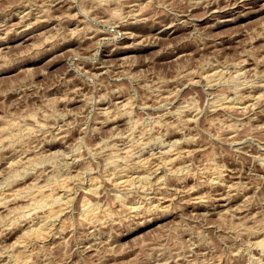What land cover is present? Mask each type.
I'll use <instances>...</instances> for the list:
<instances>
[{"label":"rangeland","instance_id":"obj_1","mask_svg":"<svg viewBox=\"0 0 264 264\" xmlns=\"http://www.w3.org/2000/svg\"><path fill=\"white\" fill-rule=\"evenodd\" d=\"M98 1L0 0V264H264V0Z\"/></svg>","mask_w":264,"mask_h":264},{"label":"bare ground","instance_id":"obj_2","mask_svg":"<svg viewBox=\"0 0 264 264\" xmlns=\"http://www.w3.org/2000/svg\"><path fill=\"white\" fill-rule=\"evenodd\" d=\"M97 1V0H96ZM100 1V0H99ZM98 1V2H99ZM199 1V0H198ZM97 2V3H98ZM101 2V1H100ZM197 3V2H196ZM210 4V3H209ZM98 5H99V3H98ZM55 8V7H54ZM212 12V11H211ZM78 13V12H77ZM218 15H220V14H218ZM42 16H44V15H42ZM46 16V15H45ZM226 17V16H225ZM30 18V17H29ZM25 19V18H24ZM23 20V19H22ZM46 20V19H45ZM32 21V20H31ZM21 22V21H20ZM29 22V21H28ZM139 22V21H138ZM128 23V22H127ZM170 24V23H169ZM29 25V24H28ZM34 25V24H33ZM165 25V24H164ZM163 25V26H164ZM23 26H25V25H23ZM166 26V25H165ZM164 26V27H165ZM167 26H168V24H167ZM170 26H171V24H170ZM27 28H29L30 27V25H29V27L28 26H26ZM26 27L24 28L23 27V30H21L22 32L21 33H23V34H26ZM163 27V28H164ZM33 28V27H32ZM22 29V28H21ZM30 29H31V27H30ZM161 29H162V27H161ZM161 29H159V30H161ZM26 31V32H25ZM128 31V30H127ZM166 32V31H165ZM20 33V32H19ZM20 33V34H21ZM132 35V34H131ZM130 35V36H131ZM26 36V35H25ZM246 62V61H245ZM105 66V65H104ZM240 66V65H239ZM243 66V65H242ZM239 69V68H238ZM239 73H240V71H239ZM214 74V73H213ZM219 74V73H218ZM237 74V73H236ZM244 74V73H243ZM212 75V74H211ZM224 75V74H223ZM240 75H241V73H240ZM213 76V75H212ZM219 76V75H218ZM217 76V77H218ZM222 76V75H221ZM220 76V77H221ZM210 77V76H209ZM206 78V77H205ZM219 78V77H218ZM208 80V79H207ZM215 80V79H214ZM218 80V79H217ZM210 82V81H209ZM264 82V81H263ZM214 83V82H213ZM217 84H219V83H217ZM212 86V85H211ZM251 87V86H250ZM249 88V87H248ZM259 88V87H258ZM261 88V87H260ZM250 90H251V88H250ZM261 90V89H260ZM248 91V90H247ZM253 91V90H252ZM262 91V90H261ZM253 92H250V94L249 95H247L245 98H244V96H243V98H242V102H243V100H245V101H253V104H255V102L254 101H256V102H259L258 100H260V99H262V97L264 98V94H261V93H255V94H252ZM244 94V93H243ZM240 97V96H239ZM221 98V97H220ZM229 98H230V96H229ZM231 98H233V97H231ZM76 99V98H75ZM74 99V100H75ZM234 99V98H233ZM238 99V98H237ZM237 99H235L236 101H237ZM128 101V100H127ZM126 100H125V102H127ZM217 101V100H216ZM218 101H220L221 102V100H218ZM223 101V100H222ZM128 103V102H127ZM214 103V102H213ZM216 103V102H215ZM231 103H233V101H231ZM251 103V102H250ZM130 104V103H129ZM245 104V103H244ZM248 104V103H247ZM126 105V104H125ZM213 105V104H212ZM216 105L217 106H221V108H227V107H230V105H229V103L227 104V102H223V103H216ZM237 105V104H236ZM257 105V104H256ZM239 106H240V104H239ZM244 106V105H243ZM247 106V105H246ZM255 106V105H254ZM122 107H123V105H122ZM186 107V106H185ZM234 107V106H233ZM248 107V106H247ZM239 108V107H238ZM186 109V108H185ZM184 109V110H185ZM187 109H189L188 108V106H187ZM232 109V108H231ZM226 110V109H225ZM186 111V110H185ZM190 111V110H189ZM107 112V111H106ZM169 113V112H168ZM164 114V113H163ZM192 114V113H191ZM116 115V114H115ZM197 115V114H196ZM167 116V115H166ZM109 117V116H108ZM196 117V116H195ZM166 118V117H165ZM159 122V121H158ZM158 124V123H157ZM105 125V124H104ZM190 142V141H189ZM174 145V144H173ZM127 148H129V147H127ZM173 148V147H172ZM172 148H170L168 151L169 152H167V150H166V152L164 151H162L164 154H163V156L162 157H164L163 159H167V160H169V161H172V163H174L173 161H175V159H177L179 156H180V154H181V152H174V153H170V151H172V150H174V149H172ZM174 148H176V147H174ZM172 149V150H171ZM185 150V149H184ZM128 151V150H127ZM129 152V151H128ZM127 152V153H128ZM161 152V153H162ZM160 153V154H161ZM161 157V156H160ZM161 157V158H162ZM18 158H20V157H18ZM27 158V157H26ZM154 158V157H153ZM157 158H159V157H157ZM161 158H160V160H161ZM21 159H23V157L21 158ZM29 159V158H28ZM165 159V161H166V164H167V162H169V161H167ZM19 160V159H18ZM17 160V161H18ZM150 160V159H149ZM148 160V161H149ZM24 161V160H23ZM152 161V160H151ZM165 161H162V162H165ZM11 162V161H10ZM31 162V161H30ZM154 162V161H153ZM34 163V162H33ZM142 163V162H141ZM149 163V162H148ZM170 163V162H169ZM171 163V164H172ZM11 164V163H10ZM70 164V163H69ZM143 165V164H142ZM14 166V165H13ZM33 166V165H32ZM169 166V165H168ZM27 167H28V165H27ZM26 167V168H27ZM30 167V166H29ZM126 168V167H125ZM142 169V168H141ZM132 170V169H131ZM134 170V169H133ZM136 170V169H135ZM143 171H144V169H143ZM124 173V172H123ZM136 173V172H135ZM69 174V173H68ZM140 174V173H139ZM18 175V174H17ZM24 175V174H23ZM141 175H144V174H142L141 173ZM141 175H140V177H141ZM15 176V175H14ZM127 176V175H126ZM135 176V175H134ZM119 177V176H118ZM139 177V178H140ZM144 177V176H143ZM217 177V176H216ZM69 178V180H70V177H68ZM67 178V179H68ZM75 178V177H74ZM120 178V177H119ZM118 178V181L116 180V184L117 185H126L127 183H130V182H128L129 180L127 179H124L123 177L121 178V179H119ZM133 178H137V177H133ZM146 178V177H145ZM76 179V178H75ZM132 179V178H131ZM215 179V178H214ZM221 179V177H218V179L217 180H220ZM65 180V179H64ZM72 180H74V179H72ZM113 180V179H112ZM137 180V179H136ZM141 180V179H140ZM140 180H138L139 182H140ZM142 180H144V179H142ZM147 180V179H146ZM162 180V179H161ZM114 181V180H113ZM135 181V180H134ZM148 181V180H147ZM160 181V180H159ZM212 181H213V179H212ZM227 181V180H226ZM63 182V181H62ZM64 182H66V181H64ZM216 182V181H215ZM70 183V182H69ZM133 183V182H132ZM141 183V182H140ZM143 183H144V181H143ZM210 183H212V182H210ZM221 183V182H220ZM57 184H59V183H57ZM61 184H63L64 185V183H60L59 185L60 186H63V185H61ZM115 184V185H116ZM142 184V183H141ZM214 184V183H213ZM230 184H233V183H230ZM35 185V184H34ZM34 185L32 186L33 187V190L32 189H29L30 191L29 192H31V200H30V198H29V201H33L32 203H29V204H32V206H33V204L34 203H36V205L38 206V203H41V205H43L44 206V201L45 202H47V200L48 199H52L53 197L55 198L56 197V195L57 194H54V191L56 192V193H58V195H57V197H59L60 196V193H59V191H61L60 190V188H58V187H60L59 185H58V187L56 186V187H54L55 189H52V190H54L53 192L52 191H49L48 190V188L47 187H49L48 185H44V186H40V185H36L35 186V188H34ZM52 185V184H51ZM53 185H55V184H53ZM132 184H130V186H131ZM224 185H225V183H224ZM234 185H235V183H234ZM227 185H225L224 187H226ZM230 186H232V187H235V186H233V185H230ZM52 187V188H53ZM123 187H125V186H123ZM229 187V186H228ZM232 187H230V188H232ZM31 188V187H30ZM51 188V187H50ZM49 188V189H50ZM121 188V187H120ZM247 188V187H246ZM249 188V187H248ZM7 189V188H6ZM65 189V188H64ZM228 189V188H227ZM226 189V190H227ZM238 189V188H237ZM4 190V189H3ZM32 190V191H31ZM58 190V191H57ZM70 190V189H69ZM90 190H91V188H90ZM93 190V189H92ZM91 190V191H92ZM67 191V190H66ZM86 191V190H85ZM90 191V192H91ZM186 191V190H185ZM244 191V190H243ZM86 192H88V191H86ZM231 192V191H230ZM66 193V192H65ZM93 193V191L91 192V194ZM96 193V192H95ZM187 193H189V192H187ZM238 193V192H237ZM53 194H54V196H53ZM69 194V197H70V193H68ZM90 194V193H89ZM190 194V193H189ZM226 194H227V192H226ZM229 194V193H228ZM234 194V193H233ZM239 194V193H238ZM0 195L2 196H4L5 194H2V192H0ZM184 195V194H183ZM186 195V194H185ZM195 195V196H194ZM192 197H191V199L192 200H190V197H189V200L192 202V204L193 205H198L199 207L200 206H208L209 205V199H207L208 197H205L204 195H200V194H198V195H196V194H194ZM243 195H245V194H243ZM28 196H29V193H28ZM53 196V197H52ZM62 196V195H61ZM238 196V195H237ZM56 197V198H57ZM68 197V196H67ZM72 197V196H71ZM156 197V196H155ZM211 197V196H210ZM219 197V196H218ZM234 197V196H233ZM64 198V197H63ZM166 199H168L167 197H165ZM213 198H214V196H213ZM230 198H232V196L230 197ZM230 198L229 197H227L226 195H221L220 196V198L218 199L220 202H222V203H228L229 202V200H230ZM70 199H72V198H70ZM86 199V198H85ZM2 200V199H1ZM56 201H57V199H55ZM58 200H59V198H58ZM87 200V199H86ZM150 200V199H149ZM164 200V199H163ZM211 200H212V198H211ZM214 200H216V198L214 199ZM237 200V199H236ZM67 201H69V199H67ZM67 201H65V203L64 204H66V202ZM156 201H158L159 202V200H156ZM42 202H43V204H42ZM59 202H60V200H59ZM64 202V200L62 201V203ZM70 202H71V200H70ZM69 202V203H70ZM189 202V201H188ZM230 202H231V200H230ZM5 203V202H4ZM55 203H57V202H55ZM62 203H59L60 205L62 204ZM68 203V204H69ZM83 203V202H82ZM185 203V202H184ZM190 203V202H189ZM211 203V202H210ZM46 204V203H45ZM64 204H62V206H61V208L60 207H58L57 208V206H56V208H52L50 211H48V212H50V213H48V214H46V215H48V219H49V217L51 218L50 220H52V217L53 216H57V215H59L64 209H65V207L63 206ZM71 204V203H70ZM154 204V203H153ZM158 204V203H157ZM212 204H213V202H212ZM218 204V203H217ZM35 205V204H34ZM40 205V204H39ZM40 205V206H41ZM51 205V204H50ZM83 206H82V208H83V215L85 216V218H87L88 219V217H95L96 216V212H98V210L96 211V209L97 208H95L94 207V205L92 206L91 205V203H90V201H85L83 204H82ZM161 205V204H160ZM184 205V204H183ZM211 205V204H210ZM219 205H220V203H219ZM223 205V204H222ZM225 205V204H224ZM59 206V205H58ZM66 206H68V205H66ZM128 206V205H127ZM131 206V205H130ZM130 206H128L129 208H128V212H129V214H131V215H134L135 213H136V211L137 210H140L139 208L137 209V206H135V207H130ZM156 206V205H155ZM197 206V207H198ZM213 206H215V205H213ZM231 206V205H230ZM50 207V206H49ZM159 207V206H158ZM161 207V206H160ZM196 207V206H195ZM196 207V208H197ZM152 208H153V206H152ZM152 208H150V206H149V210H147V208L146 209H144V210H147L146 212H152L153 211V209ZM186 208V207H185ZM212 208H214V207H212ZM231 208V207H230ZM141 209H142V207H141ZM150 209H152L151 211H150ZM201 209V208H200ZM34 210V209H33ZM198 210V209H197ZM207 210V209H206ZM214 210V209H213ZM209 211V210H208ZM217 211V210H216ZM216 211H214V212H216ZM229 211V210H228ZM138 212V211H137ZM145 212V211H144ZM218 212V211H217ZM30 213V212H29ZM218 213H220V212H218ZM109 215L111 214L110 212L108 213ZM138 214V213H137ZM222 214V213H221ZM28 215V214H27ZM83 215H82V218H83ZM140 215H141V213H140ZM23 216V215H22ZM21 216V217H22ZM42 216H44V215H42ZM128 216V215H127ZM28 217V216H27ZM135 217V216H134ZM137 217V216H136ZM22 218H24V216L22 217ZM25 218H26V216H25ZM38 218H39V216H38ZM45 218V217H44ZM46 218V219H47ZM54 218V217H53ZM56 218V217H55ZM91 218V219H92ZM90 219V218H89ZM94 219V218H93ZM40 220V219H39ZM41 220H43V219H41ZM58 220V219H57ZM60 220V219H59ZM97 220V219H96ZM42 223L41 224H39V225H36V227H34L33 226V228L32 227H29V228H32L30 231L28 230V236H29V234H30V237H29V239L32 237V235L34 234V236H35V238H37V237H40L41 235H42V233L44 232V230H46V229H48V225L49 224H47V222L45 221V219L43 220V221H41ZM34 223V222H33ZM37 223H39V221H37ZM62 223V222H61ZM98 223V222H97ZM258 223V222H257ZM256 223V224H257ZM261 224V223H260ZM34 225V224H33ZM60 225V224H59ZM94 225V224H93ZM250 226V225H249ZM256 226V225H255ZM259 226V225H258ZM50 227H51V225H50ZM247 227V226H246ZM251 227H253V225L251 226ZM55 228V227H54ZM248 228V227H247ZM48 230H52L51 228L50 229H48ZM48 230L47 231H45L44 232V234H46V232H48ZM246 230V229H245ZM249 230V229H248ZM247 230V231H248ZM246 231V232H247ZM249 231H252L253 232V230L251 229V230H249ZM30 232H32V233H30ZM255 232V231H254ZM51 233V232H50ZM251 233V232H250ZM256 233V232H255ZM32 234V235H31ZM43 234V235H44ZM49 234V233H48ZM43 235H42V237H43ZM33 236V237H34ZM26 238V237H25ZM41 238V237H40ZM28 239V238H27ZM25 240V241H28V240ZM43 239V238H42ZM22 240H24V239H22ZM21 240V241H22ZM261 240V239H260ZM260 240L258 241V242H260ZM263 241H264V238L262 239ZM20 241V242H21ZM25 241L23 242V243H25ZM31 241V240H30ZM39 241V240H38ZM21 242V243H22ZM263 242H261L260 244H262ZM27 244V243H26ZM259 244V243H258ZM264 244V243H263ZM264 247V245H262V248ZM263 250V249H262ZM263 253H264V251H263ZM20 256V255H19ZM18 258V257H17Z\"/></svg>","mask_w":264,"mask_h":264}]
</instances>
